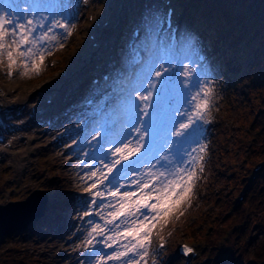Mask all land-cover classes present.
Wrapping results in <instances>:
<instances>
[{"label": "rangeland", "instance_id": "374dc122", "mask_svg": "<svg viewBox=\"0 0 264 264\" xmlns=\"http://www.w3.org/2000/svg\"><path fill=\"white\" fill-rule=\"evenodd\" d=\"M45 1L48 0H42L43 3ZM65 1L67 3V0ZM133 1L89 0L88 3H81V6H78L80 0H74L71 3L73 18L67 21L62 15L58 16L61 20L75 25L73 34L63 41V48H56L51 55H46L38 75H23L21 65L14 68L13 74L9 76L7 61L0 65V117L8 122L10 116L22 110L21 118L27 120L22 129L25 137L19 145L21 152L17 153L9 148L7 151H0V160H2L0 162V203H7L11 199H25L32 191L40 187L45 190L53 188L52 194H49L50 207L45 218L35 222L33 228L26 231L27 233H16L2 240L0 264H75L76 261L82 264H96L94 261L97 253L106 256L112 252V249L97 243L96 241L103 240V237H97L93 247H90L92 250L90 259L83 261V258H79L83 256L78 251L79 245L89 246L86 241L91 227L97 223L104 224L102 215L97 213L106 215L107 211L112 209L97 207L95 210L90 209L95 212L94 216L85 218L82 216L84 211L90 208L92 200L85 202L91 198V194L84 189L96 179L90 180L88 176L91 171L101 165L92 153L93 143L87 131L84 132L83 148L78 142L80 136L66 137L64 134L70 130H79L80 122H76L77 115L74 116L72 110L79 103L82 104L85 96L92 90L89 76L95 71L98 57L107 55L104 61L105 66H108L115 74H118L119 69L125 70L121 75L125 90L123 89L121 95L115 98L117 107L112 106L110 109V111L117 110L118 119L117 131L112 140H119L123 134L130 110V97L143 81L139 72L156 67L160 63L158 46L164 42V36L160 34L163 27V12L160 4L163 0H135L136 5L139 4L135 7H133ZM174 3L176 4L175 0ZM90 13L95 15L94 21L90 19ZM176 17L181 19V12H177ZM97 21L101 22V25L97 30H91ZM131 26H140L142 36L138 41L146 52L143 64H140L141 67L133 71L128 67L129 58H127V42L131 36H125L129 34L126 30ZM56 33L63 37L64 30L61 29ZM92 33L97 34L95 40L100 43L99 46L92 45L94 42V39H91ZM105 39H111L112 42L119 41L117 48L120 51L117 52V62L113 65L110 62L111 52L108 53L105 47ZM208 44L214 78L208 77L201 70L197 52L204 49L198 41L185 42V38L181 36L174 50L175 57L181 61L182 66L179 73L173 75V80L166 91V94L171 95L174 101L169 122L174 118L172 115L174 111L179 109L180 112H184L188 109V105L184 103L187 88H191L194 95L201 88L208 87L211 82L218 81V83L210 111L200 126L199 144L191 145L197 149L200 145L206 146L203 153V171L197 169L198 179L189 196L173 209L170 217H165L153 230L152 244L146 259L156 257L157 264H187L183 258L178 257L176 252L173 253L179 241L194 244L200 252V256L190 264H194L195 261L202 263L206 259V263L211 261L208 253H204L203 246L191 237L199 232L198 227L202 225V222L206 223L205 226H209L207 222L217 217L215 211H219L217 207H220V195L233 198L235 203L245 200V198L240 200L239 194L244 190L245 197L247 196L248 186L253 182L251 176L255 173L253 167L258 162L251 160V157L256 149L255 145L260 143L261 129L257 126L253 128L259 121L255 125H252L251 121L257 116L256 109L259 102V93L255 85L258 86V80L264 76H258V80L255 79L250 84L235 82L233 79L230 81L232 84L229 91L230 85H227L226 79L234 78L241 69L238 59L234 54L227 53L219 42L212 44L206 41L205 45ZM50 59L56 63L53 68L49 63ZM223 67L225 73L222 72ZM186 68H191L194 74L185 77L184 69ZM244 72L246 76H249L255 70L245 68ZM182 81L184 86H181ZM41 87L45 95L42 98V104L38 105L35 93L32 96L28 93ZM88 88L90 90L83 96V92ZM66 91L72 94L73 99L71 96L68 98L70 104L65 99ZM249 92L252 93L249 94ZM48 96L51 97L52 104L47 101ZM2 105H12L14 109L4 111ZM58 105L60 108L57 114L62 116V120L51 131L42 130L38 120L29 122L27 119L31 115L41 113V109L52 112V109H56ZM65 110L69 112L67 115ZM175 118L183 119L181 116ZM16 121L21 119L18 117L13 120V122ZM36 126L40 129L39 132L34 130L37 129ZM8 139L10 136L6 135V141ZM62 142L67 143L68 147L63 146ZM165 144L171 148V141L167 136L161 140L159 149L170 158L174 157L172 149L169 151ZM116 146L118 145L106 142L105 151ZM188 150L191 151L190 148ZM197 154H199L198 151L191 153L193 156ZM237 170H241L238 175H236ZM135 178V176L130 177V179ZM98 188L104 191V186L99 185ZM110 199L111 197H105V203ZM97 203H100V199ZM257 213H254L255 218H258L260 225H264V207ZM57 225H59L58 228ZM74 230H78L77 236L73 235ZM261 232V229H258L257 233L249 232L248 240L261 236ZM161 237L168 242V246L164 249L157 247V241ZM96 245H99V248L96 247L93 250ZM247 247L245 251L242 249L243 257L252 255L253 244ZM107 264H117V262L108 261Z\"/></svg>", "mask_w": 264, "mask_h": 264}, {"label": "snow or ice", "instance_id": "6c2138e0", "mask_svg": "<svg viewBox=\"0 0 264 264\" xmlns=\"http://www.w3.org/2000/svg\"><path fill=\"white\" fill-rule=\"evenodd\" d=\"M55 28L64 30L63 37L54 31ZM74 28V24L57 19L51 11L42 9L37 0H0V65L7 61L9 76L21 65L23 75H38L46 55H51L56 48H63V41L72 36ZM190 74H194L191 68L184 69L185 77ZM172 80L170 68L163 63L146 69V78L130 97L123 134L119 140L107 141L118 146L105 151L103 144L97 145L101 156L95 159L101 167L90 172L88 179H96L84 191L94 197L90 201L92 205L112 210L106 215L97 213L102 215L104 224H94L86 242L93 246L97 237H103L102 241L96 242L112 252L106 256L97 253L96 264H107L108 261L147 264L156 225L170 217L173 209L189 196L198 179L197 169L203 171L206 146L200 145L197 149L191 145L199 144L200 124L210 111L213 90L205 86L193 95V90L187 88L184 103L188 109L174 111V118L162 133L158 120L160 99ZM181 86H184L183 81ZM177 116L183 119H176ZM162 134L178 149L172 158L159 149ZM99 135L98 130L92 138ZM165 147L171 151L168 144ZM197 151L199 154L191 155ZM131 176L136 178L130 179ZM98 185L104 186V191ZM105 197L111 199L105 203ZM96 198H100L99 204ZM92 214L87 210L83 213L84 216ZM182 252L187 255L193 249L184 246Z\"/></svg>", "mask_w": 264, "mask_h": 264}, {"label": "trees", "instance_id": "16d2710c", "mask_svg": "<svg viewBox=\"0 0 264 264\" xmlns=\"http://www.w3.org/2000/svg\"><path fill=\"white\" fill-rule=\"evenodd\" d=\"M177 1L179 7L183 2L188 4L183 22V31L188 39L203 36L208 41H220L227 53L233 52L238 56L241 61L238 81L247 79L250 84L258 80V76H264V0ZM247 59L251 60L246 62ZM245 68L255 72L246 76ZM258 82L260 86L255 85L260 94L257 116L251 123L255 125L259 121L253 128L257 126L261 129V140L255 145L251 160L262 162L263 167L250 185L244 201L235 203L233 198L220 195L219 211H215L217 217L207 222L209 226L202 222L199 232L192 235L191 238L203 246L204 252L211 257V261L204 264H264V225H260L254 216L264 207V77ZM240 171L237 170L236 175ZM258 229L262 230L261 236L248 240L247 234L257 233ZM251 243L252 255L243 257L242 249L245 251Z\"/></svg>", "mask_w": 264, "mask_h": 264}, {"label": "water", "instance_id": "95a60500", "mask_svg": "<svg viewBox=\"0 0 264 264\" xmlns=\"http://www.w3.org/2000/svg\"><path fill=\"white\" fill-rule=\"evenodd\" d=\"M47 203L48 194L36 189L23 200L0 204V235L26 229L31 221L45 214Z\"/></svg>", "mask_w": 264, "mask_h": 264}]
</instances>
